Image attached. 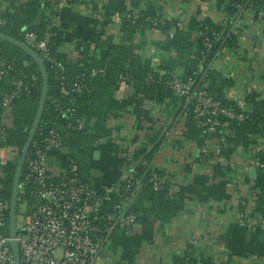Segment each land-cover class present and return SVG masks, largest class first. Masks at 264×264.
I'll list each match as a JSON object with an SVG mask.
<instances>
[{"label": "crops", "instance_id": "obj_1", "mask_svg": "<svg viewBox=\"0 0 264 264\" xmlns=\"http://www.w3.org/2000/svg\"><path fill=\"white\" fill-rule=\"evenodd\" d=\"M16 1L37 2L38 12L49 18L50 25L58 32L61 45L56 57L66 66L85 52L107 59L109 48L95 49V40L122 37L119 17L107 20L96 13L68 7L45 10L44 5L52 6V0ZM92 1L97 8L107 2ZM133 2L137 10L152 8L155 13L182 24L181 29L191 19H209L215 24L229 20L238 48L215 54L213 72L232 82L231 87H235L232 94L243 97L253 92L264 101V23L251 11H237L229 0H125L128 9H135ZM165 39L161 33L146 32L147 45L139 50V56L153 65L161 64L163 55L154 43ZM140 40L134 37L132 43L136 45ZM111 93L121 105L120 112L108 120L117 139L123 140L133 151L143 146L149 150L153 144H158L151 166L167 178L169 194L178 199L179 209L165 225L149 216L148 221L137 223L127 231H116L101 260L114 264H172L174 255L191 249L194 264H233L237 259L244 264H264V228L255 217L257 213L246 225L237 220L242 204L252 199L250 186H254L255 181L249 179L252 170L249 163L255 160L252 148L258 150V155L264 154V139L257 140L256 145L245 151L233 133L225 129L224 133L206 139L210 153L205 161L201 159L197 143L183 136L186 120L180 115L179 105L175 106L169 99L162 103L145 100L127 81L117 83ZM147 137L157 140L151 144ZM98 151L90 178L100 189L118 182L125 173L126 163L116 139H107ZM237 176L243 178L238 188L240 198L234 192ZM256 206L251 203V208L256 210ZM142 207H147L146 202ZM139 213L143 216L142 211Z\"/></svg>", "mask_w": 264, "mask_h": 264}, {"label": "trees", "instance_id": "obj_2", "mask_svg": "<svg viewBox=\"0 0 264 264\" xmlns=\"http://www.w3.org/2000/svg\"><path fill=\"white\" fill-rule=\"evenodd\" d=\"M3 1L9 3V8L2 16L6 21L0 26V33L22 42V36L27 31H35L39 36L50 31L54 35L49 41V46L56 57V51L61 45L60 37L57 30L51 27L50 19L41 15L40 11L38 12L37 2ZM217 1L222 2L223 0ZM229 1L233 9L239 3L237 0ZM245 2L247 8L254 12L264 7V0H247ZM132 4L136 9V2ZM48 8L55 11L53 4L51 6L46 3L44 9ZM155 15L154 9L148 8L140 11L139 17L132 20L125 0H107L102 7V18L111 20L112 17H119L122 37L117 42H113L112 36L105 37L102 41L100 39L95 40V49L103 51L105 47L109 48L110 55L105 60L85 52L73 64L65 65V75L71 81L67 85L68 93L64 96L60 93L59 84L51 77L48 66L44 64L48 73V92L40 125L43 126V123L47 122L42 130L46 132L53 129L57 132L64 144L70 149L72 159L79 165L81 172L87 178L90 176L88 170L94 163V160L91 159L90 145L96 139L102 141L110 137L109 117L121 110V105L111 93V89L120 82V77H124L135 93L143 99L155 103H162L169 99L170 102L174 103L175 106L179 105L180 108L181 100L174 96L166 86L171 73L180 71L178 75L183 79L192 77L199 79L200 75H205L197 70L200 58L206 52L205 44L210 38L211 32L222 33V38L204 55L203 69L207 68L216 53L223 50L236 51L238 48L236 36L231 30L229 20L226 19L224 24H215L209 19H191L184 29L176 28L171 39L166 38L163 42L154 43V46L163 55L161 65L158 66L157 71H154L150 60L142 59L138 52L147 45L146 32L151 26L150 18L155 17ZM171 24L167 23L162 26V32L166 33L171 28ZM173 24L176 22L174 21ZM157 26L160 27V25ZM195 33H203L204 35L194 36ZM137 36L141 40L134 45L132 41ZM170 53L174 54V57ZM0 58L8 70L7 76L0 80V92H9L12 89L10 84L15 79L20 78L24 82L23 94L11 102V123L8 126L1 125L4 110L2 97L0 98V146L7 145L15 148L19 157L28 137L26 129L32 126L35 119L42 89V77L37 65L29 56L21 49L1 39ZM80 75L86 76L85 83L89 90L73 94L69 87ZM206 75H208L210 82L208 92L212 98L219 101L223 107L236 113H242L235 102L224 98V91L232 86V82L223 79L213 71H208ZM23 76L25 77L22 78ZM50 97L59 98L62 104H66L69 98H74L73 106L76 117L84 119L85 125L89 127L87 128L88 131L77 130L70 121L58 119L49 101ZM244 103L247 119L241 122L232 121L227 130L233 133L237 143L247 151L256 145V137L264 139V101L259 98L258 94L252 92L245 96ZM183 136L190 141H195L199 147H202L205 145L206 139L215 135H208L204 130L198 129L191 119H186ZM156 140L155 137H147V142L151 144ZM157 148L158 144H153L149 150L144 146L140 147L132 152L128 161V163L138 162L135 167L134 178L141 179L143 184L141 199L131 208V212L137 218L136 224L144 223L149 220V216H152L155 221L165 225L170 222L179 209V201L170 196L167 182L158 191L152 188L153 180L164 176L163 172L155 170L151 166V160ZM88 159L92 160L91 164H85ZM257 161L264 164V154L257 155ZM17 162L18 159L4 167V176L1 180L4 187L3 196L8 203L11 198ZM253 184L260 191L257 197L256 212L264 214V172H258L257 179ZM144 202H146L147 207H142ZM140 211L143 212V216L139 215ZM194 263L195 260L186 253L172 257V264Z\"/></svg>", "mask_w": 264, "mask_h": 264}, {"label": "built area", "instance_id": "obj_3", "mask_svg": "<svg viewBox=\"0 0 264 264\" xmlns=\"http://www.w3.org/2000/svg\"><path fill=\"white\" fill-rule=\"evenodd\" d=\"M237 1L239 3L234 6L235 10L251 11L247 8L245 2L247 0ZM52 4L55 10L68 7L73 10L96 13L100 18H102L104 6L97 8L92 0H52ZM8 8L9 3L0 0V26L6 21L2 16ZM128 12L132 20L139 17L140 11L137 9L129 8ZM251 12L264 23V7ZM113 18L115 17L111 19ZM150 22L149 32L161 33L168 39L173 37L176 28L182 26L178 22L173 24V20L164 17L161 13H156L155 17L150 18ZM167 23H172L171 28L163 33L162 26ZM202 34L195 33L194 36ZM53 35L54 33L50 31L42 36L35 31H27L22 36V43L34 51L48 66L51 77L59 84L60 93L64 96L68 93L67 85L71 80L65 75V65L53 55L49 46ZM221 38L222 33L211 32L205 44V54ZM112 39L113 42H117L120 36L112 37ZM205 54L200 58L197 70L205 75H200L199 79L196 77L183 79L177 72H172L166 86L181 100L180 115L183 119H191L198 129L204 130L208 135H218L224 133L232 121L241 122L247 119L244 103L247 93L243 97L232 94L235 87H229L224 91V98L235 102L242 113L227 109L219 101L214 100L208 92L210 82L206 75L208 71H213V58L207 68L203 69ZM160 65L155 63L154 71H157ZM7 73L6 65L0 58V80L7 76ZM31 79L34 80L33 77ZM85 81V75L78 76L69 87L70 91L73 94L87 92L89 88ZM120 81H125L124 77H120ZM10 85L12 89L9 92H0L4 110L1 125L4 126L11 123V102L18 99L24 91V82L20 78L13 80ZM49 101L58 119L70 121L77 130L88 131L89 127L85 125L84 119L76 117L74 98H69L66 104H62L60 99L55 97H50ZM45 125L47 122H44L42 126L39 121L36 128L39 130H35L32 137L17 185L14 241L18 249L19 264H114L103 262L102 255L116 231L128 230L136 225V215L131 211L127 213V210L131 208L133 197L143 188L141 179L134 178L138 162L128 163L133 149L125 146L123 140L117 139L118 135L113 125L108 123L110 137L107 139L117 140V146L125 159L126 167L125 173L117 183L97 189L90 178L92 167L88 170L89 178L85 177L79 165L72 159L70 149L57 132L53 129L46 132L42 130ZM255 139L257 141L260 138ZM101 142L96 139L90 145L92 160ZM252 151L255 160L249 163L251 169H255L257 173L264 172V164L257 161L258 150L252 148ZM209 153L208 145L200 147L202 160L206 161ZM17 159L15 148L7 145L0 146V264H14L8 222L9 203L4 199V187L1 180L4 176V167L16 162ZM91 159L85 161V164L90 163ZM232 167L230 165V168ZM153 181L152 188L158 191L167 182V178L161 177ZM241 183H243L242 176L235 177L234 192L239 198L238 188ZM251 187L252 199L247 204H242L243 209L237 212V220L241 225H246L257 213L255 208H251V203H257L259 191L256 187ZM256 216L259 225L264 228V214L257 213ZM184 253L194 259L191 249H186ZM233 264H244V262L237 259L233 260Z\"/></svg>", "mask_w": 264, "mask_h": 264}, {"label": "water", "instance_id": "obj_4", "mask_svg": "<svg viewBox=\"0 0 264 264\" xmlns=\"http://www.w3.org/2000/svg\"><path fill=\"white\" fill-rule=\"evenodd\" d=\"M0 39L3 41H6L15 47L21 49L27 56H29L32 61L37 65L38 69L41 72V77H42V89H41V94H40V99L38 102V107L35 115L34 122L30 128L26 129V132L28 133V137L26 140V143L20 153V156L18 157V162L16 165L15 173H14V178H13V183H12V188H11V198L9 202V217H8V222H9V231H10V237L12 238L11 242V247L14 255V264H19L18 261V249L17 245L14 241L15 238V215H16V194H17V185L20 179V174L22 171L25 155L28 151L30 142L32 140V137L35 133V130L39 124L41 115L43 113L46 97H47V92H48V73L45 69L43 61L38 57V55L32 51L29 47H27L24 43L14 40L2 33H0ZM106 140H102L101 143H104ZM99 157V151H96L93 155L94 159H97ZM258 176V173L255 169H252L249 173V179L251 180H256ZM142 189H140L136 195L133 197L131 201V208L136 205L138 202L141 194H142ZM131 208L127 210V213L131 211Z\"/></svg>", "mask_w": 264, "mask_h": 264}]
</instances>
